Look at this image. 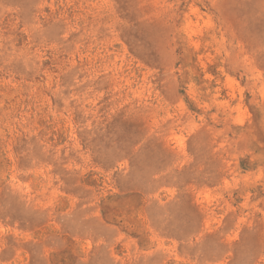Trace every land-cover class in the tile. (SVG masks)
Listing matches in <instances>:
<instances>
[{"label":"rangeland","instance_id":"rangeland-1","mask_svg":"<svg viewBox=\"0 0 264 264\" xmlns=\"http://www.w3.org/2000/svg\"><path fill=\"white\" fill-rule=\"evenodd\" d=\"M0 264H264V0H0Z\"/></svg>","mask_w":264,"mask_h":264}]
</instances>
